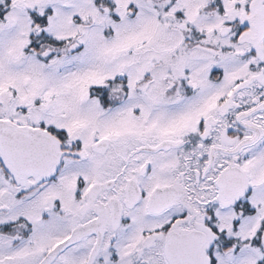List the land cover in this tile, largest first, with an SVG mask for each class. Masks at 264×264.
<instances>
[{"label":"snow or ice","instance_id":"6c2138e0","mask_svg":"<svg viewBox=\"0 0 264 264\" xmlns=\"http://www.w3.org/2000/svg\"><path fill=\"white\" fill-rule=\"evenodd\" d=\"M0 264H264V0H0Z\"/></svg>","mask_w":264,"mask_h":264}]
</instances>
